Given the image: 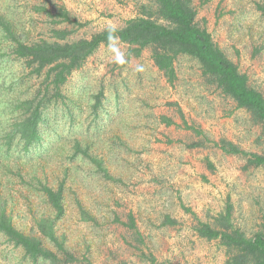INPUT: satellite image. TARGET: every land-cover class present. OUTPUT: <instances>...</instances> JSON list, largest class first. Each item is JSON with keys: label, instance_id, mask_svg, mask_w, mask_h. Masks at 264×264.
Listing matches in <instances>:
<instances>
[{"label": "rangeland", "instance_id": "1", "mask_svg": "<svg viewBox=\"0 0 264 264\" xmlns=\"http://www.w3.org/2000/svg\"><path fill=\"white\" fill-rule=\"evenodd\" d=\"M149 2L0 0V15L26 43L72 42L125 26ZM193 6L199 24L264 94V0H193ZM1 34L0 27L3 107L36 94L42 79L10 54ZM131 48L118 39L101 45L72 72L61 96L45 102L46 151L26 165L31 172L44 167L41 177L53 186L64 184L67 213L59 227L74 259L34 262L0 232V264H227V247L201 236L200 221L217 225L230 210L248 236L264 230V165L223 148L232 142L264 154L261 124L196 58L180 54L170 82L151 47L140 55ZM11 177L3 176L8 190ZM17 189L22 226L31 215ZM31 197L40 213L45 207Z\"/></svg>", "mask_w": 264, "mask_h": 264}, {"label": "trees", "instance_id": "2", "mask_svg": "<svg viewBox=\"0 0 264 264\" xmlns=\"http://www.w3.org/2000/svg\"><path fill=\"white\" fill-rule=\"evenodd\" d=\"M0 27L1 37L9 42L10 54L22 59L25 69L42 79L33 96L11 98L3 107L0 105V232L21 247L34 262L44 259L60 263L74 259L66 246V234L59 227V221L67 213L64 184L53 186L41 177L44 167L31 172L26 165L46 151L45 102L52 96H61V88L72 72L101 45L118 39L128 43L136 55L151 47L155 64L170 82L176 78L175 60L180 54L196 58L204 74L250 112L264 131V94L250 84L248 75L228 58L209 30L199 24L193 0H150L140 6L138 15L129 19L125 26H110L91 38L72 42L40 40L26 43L16 34L12 23L1 15ZM57 33L60 40L66 38L67 32ZM223 148L248 156L252 165H264V154L248 153L232 142L224 144ZM85 154L98 160L88 151ZM4 174L17 178L22 185L11 177V188L6 189ZM18 185L25 192L23 197L31 215L30 222L22 226L16 220V209H21L16 196ZM32 193L45 207L40 213ZM197 230L201 236L219 239L227 247V264H264V230L248 236L234 226L230 210L217 218V225L200 221Z\"/></svg>", "mask_w": 264, "mask_h": 264}]
</instances>
